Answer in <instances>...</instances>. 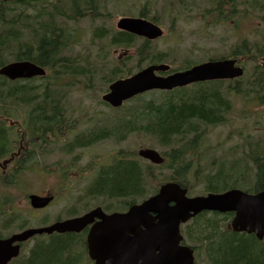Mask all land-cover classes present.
I'll return each instance as SVG.
<instances>
[{
  "label": "trees",
  "instance_id": "16d2710c",
  "mask_svg": "<svg viewBox=\"0 0 264 264\" xmlns=\"http://www.w3.org/2000/svg\"><path fill=\"white\" fill-rule=\"evenodd\" d=\"M37 1L41 4L35 7L34 12L19 6L34 7ZM64 1V5L70 8V17H74L79 9V0ZM48 3L45 0L12 2L0 0V65L11 60L23 59L34 61L51 70V75L43 78V86H36L35 81L26 83L10 81L0 75V119L16 105L30 106L29 115L24 123L20 121L14 123L15 131L0 120V162L5 158L4 155L13 149L12 145L18 129L28 134L18 139L29 143L16 165H11L4 174L0 170L1 181L7 186L14 185L18 181L19 173L30 168L31 163L44 153L48 134L58 133V138H62L63 132L69 131L71 126L68 118L60 112L61 98L56 94L55 83L66 74H82L85 69L71 58H62L60 51L66 45L67 36L63 29L56 27L51 23L52 21L46 22V13L50 11L53 17L55 11L48 9ZM243 4L244 7L238 9L236 0H217L209 10L215 12V24H231L236 19L234 24L237 29H240V22L247 16L258 17L259 26L252 30V34L259 38L252 40L243 37L241 43L226 54L237 58L243 57L245 63L254 62L250 73L234 81H207L165 92L163 99L143 98L140 104L144 105L135 110L138 112L143 107L145 109L135 116L133 114L131 119L125 116L116 117L108 120L105 126L98 122L95 133H81L68 143L69 147H66V151L86 148L100 139H105L109 135L107 133L115 132L117 138L116 133L124 136L144 126L145 132L152 141L166 147L164 152L166 161L160 166L151 163L143 165L133 155L119 153L113 161L98 169L95 181L88 187L89 196L105 193L111 196V201L126 199L130 201L129 203H133L147 194L155 193L159 184L167 179L187 186L203 181L205 192H221L231 187L256 192L264 188V150L259 148V145L250 154L236 158L228 168L221 166L216 171H209L202 168L201 164L200 149L208 128L226 121L232 106V95L245 91L251 95L257 108L264 106V94H262L264 93V0H247L243 1ZM229 5L231 6L228 7ZM64 34L65 36L62 37ZM136 39L135 35L127 32H118L111 37L113 43L125 46L133 45ZM16 42H23L25 46L16 48ZM146 49H150V43L147 41L140 48L142 57L150 58L152 62L163 60L164 53L150 56L145 53ZM126 71V68L118 64L111 65L108 77L105 79L123 75ZM244 81L248 86L245 89H238L237 86ZM260 112L261 110L257 109L255 113ZM24 158L26 159L22 160ZM248 162L260 168L259 178L255 181L247 167L240 170L242 164ZM162 168L170 169L171 173L163 178L149 176V171L154 175L156 169ZM1 203L0 214H5L3 205H7L6 200ZM122 205L126 206L123 203ZM205 214L207 212L199 214L197 219H194L197 223L191 234L206 239L214 264H264V241H259L253 234L234 232L227 228L234 215L232 212L221 214L214 212L212 215L215 217L209 218H206ZM200 217L204 219L198 223ZM11 221L14 223L17 218L12 217ZM5 227H8V224H5ZM14 227L21 228V226ZM187 233L191 236L189 231ZM73 235L58 236L47 246H37L25 264H78V258L68 255L72 251L71 243L80 242L77 234L75 237H72Z\"/></svg>",
  "mask_w": 264,
  "mask_h": 264
},
{
  "label": "rangeland",
  "instance_id": "374dc122",
  "mask_svg": "<svg viewBox=\"0 0 264 264\" xmlns=\"http://www.w3.org/2000/svg\"><path fill=\"white\" fill-rule=\"evenodd\" d=\"M217 0H97L96 10L99 16L92 20L89 17L73 21H65L67 27L73 29L79 38V43L72 49L65 51L63 54L67 56L80 55L79 64L86 71L82 76L77 77L76 84L71 87L67 94L65 105H63L64 97L60 94V112L65 115L69 113L72 118L77 120L76 130L74 133L91 130L96 125V120L108 114H112L113 110L102 102V94L105 88V83L102 81L104 73L107 71V59L114 60L119 58V55L124 49H129L128 54L131 55L133 48H123L119 46H110L108 39H97L93 36V31L96 27L105 26L108 29H116V22L121 16H139L144 6L152 12L147 16H151L153 11L159 13V23L166 30L164 37L153 42V48L158 50H168L174 52L173 61H169L174 67L179 64L184 65L188 59L194 62H201L206 59L205 56L214 54L225 55L232 48L241 43V38L249 37L250 39H258L253 36L252 30L259 26L258 17L249 15L240 22V29L235 27L234 20L231 24L220 23L218 25H206V20L211 23L215 19V12L209 10L212 4ZM243 1L236 0L240 7H244ZM23 6V5H19ZM229 5L228 7H230ZM59 11L65 16L70 14L68 6H58ZM209 10V11H208ZM82 13V11L80 12ZM60 24L63 21H58ZM168 29L172 32L168 33ZM98 31V28L97 30ZM65 34L62 36L64 37ZM140 43V41H138ZM16 48L24 47L23 42L15 44ZM254 62L244 63L247 73L252 71ZM67 81L73 79L66 77ZM35 83L41 84L37 80ZM86 84L91 85L86 86ZM235 85V83H233ZM247 83L241 82L237 88L245 89ZM264 94V93H262ZM150 97V95H147ZM233 107L229 113L226 123L210 126L208 134L203 142V152L201 164L203 166L211 165L217 168L222 162L227 167L236 159L250 154L252 150L259 145V148L264 150V106L257 108L255 102L252 101L251 95L245 91H240L238 94L232 95ZM19 107L13 111L14 108ZM10 111L9 115L20 122L24 121L29 115L30 106L16 105ZM257 109L260 113H255ZM146 137L144 133L141 136H129L126 142L115 145L112 141H104L86 150H77L75 153L81 155L80 162L76 165L73 172L82 169L92 160L100 158L101 162L106 161V155L115 150L117 147H125L131 150L138 149L140 146H152L162 151L164 148L156 142H153ZM62 154H40L38 159L31 163L30 168L22 170L19 173L18 181L14 186H7L3 182L0 184V196L12 201V209L18 213L28 217L29 226H38L44 216L50 219L57 217L63 212L64 208L75 200V192L72 190L70 196L66 200H62L48 208V210H34L28 199L29 193L46 190L49 186L58 183V178L55 176L46 177V171H38V168L47 166V170L53 172V167L59 160H63ZM248 168L249 174L252 175L253 165L251 162L243 163L242 168ZM35 170V171H34ZM171 170L165 169L160 171L155 170L154 175L149 171V176L163 178L170 174ZM80 179L79 185L81 188L88 183L89 177ZM72 185V183H70ZM193 185L189 195L203 194L202 186ZM45 188V189H44ZM39 193V192H37ZM149 195V194H148ZM143 198H139L138 201ZM114 205L119 207L121 202L115 201ZM65 214V213H64ZM67 215V214H65ZM206 218L215 217L205 215ZM204 217V216H202ZM204 218H198L200 223ZM196 222L191 221L183 227L185 233V242L190 245H196L194 239L187 237V230L193 233V228ZM189 226V227H188ZM196 235L193 234V238ZM197 250L200 252V257L197 256L198 264H209L206 256V247L203 243H198Z\"/></svg>",
  "mask_w": 264,
  "mask_h": 264
},
{
  "label": "water",
  "instance_id": "95a60500",
  "mask_svg": "<svg viewBox=\"0 0 264 264\" xmlns=\"http://www.w3.org/2000/svg\"><path fill=\"white\" fill-rule=\"evenodd\" d=\"M119 27L149 39L162 35L160 28L143 19H123L119 22ZM236 62L235 59L210 60L167 77L156 75L155 71H167L168 65L152 66L131 78L112 84V91L105 98L118 105L125 98L144 90L173 89L198 81L238 78L243 76L244 69L237 66ZM0 74L16 79L21 76L45 74V71L30 62H15L2 67ZM140 154L155 162L163 161L155 150H141ZM186 192L187 190L179 184L168 182L161 186L157 195L141 205L131 206L127 213L106 215L101 208H97L82 217L45 229L26 230L8 240L0 241V257L5 255V247L14 241H23L44 231L80 232L97 217L102 221L94 225L88 235L89 253L96 260V264H193V252L187 246L180 245V224L203 210L235 212L231 221L234 231L255 233L259 238H263L264 190L249 194L232 189L195 198H188ZM31 198L35 207H44L51 200L48 197ZM15 249L3 259L17 254L19 248Z\"/></svg>",
  "mask_w": 264,
  "mask_h": 264
},
{
  "label": "flooded vegetation",
  "instance_id": "af4514ba",
  "mask_svg": "<svg viewBox=\"0 0 264 264\" xmlns=\"http://www.w3.org/2000/svg\"><path fill=\"white\" fill-rule=\"evenodd\" d=\"M259 175H260V174H259ZM259 175H258V176H259ZM262 176H263V175H262Z\"/></svg>",
  "mask_w": 264,
  "mask_h": 264
}]
</instances>
